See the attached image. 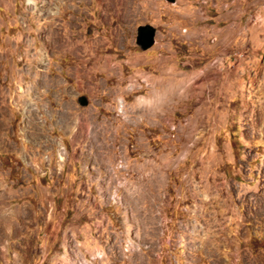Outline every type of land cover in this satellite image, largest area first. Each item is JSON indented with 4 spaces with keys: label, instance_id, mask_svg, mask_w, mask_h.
<instances>
[{
    "label": "rangeland",
    "instance_id": "374dc122",
    "mask_svg": "<svg viewBox=\"0 0 264 264\" xmlns=\"http://www.w3.org/2000/svg\"><path fill=\"white\" fill-rule=\"evenodd\" d=\"M0 264H264V0H0Z\"/></svg>",
    "mask_w": 264,
    "mask_h": 264
},
{
    "label": "water",
    "instance_id": "95a60500",
    "mask_svg": "<svg viewBox=\"0 0 264 264\" xmlns=\"http://www.w3.org/2000/svg\"><path fill=\"white\" fill-rule=\"evenodd\" d=\"M168 1L173 3L175 0H168ZM155 34H156V30L151 25L139 26L137 28V33H136V44L143 51L150 49L155 44ZM78 101L83 106L87 105V101L83 97H80Z\"/></svg>",
    "mask_w": 264,
    "mask_h": 264
},
{
    "label": "bare ground",
    "instance_id": "6f19581e",
    "mask_svg": "<svg viewBox=\"0 0 264 264\" xmlns=\"http://www.w3.org/2000/svg\"><path fill=\"white\" fill-rule=\"evenodd\" d=\"M166 94H170V93H166ZM166 94H165V95H166ZM167 96H168V95H166V97H167ZM167 98H168V97H167ZM167 98H166V99H167ZM153 110H154V108H153Z\"/></svg>",
    "mask_w": 264,
    "mask_h": 264
}]
</instances>
